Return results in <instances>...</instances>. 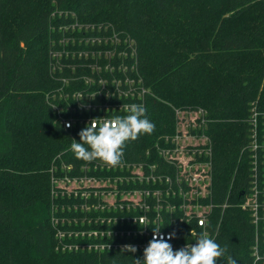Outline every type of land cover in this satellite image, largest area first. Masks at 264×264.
I'll use <instances>...</instances> for the list:
<instances>
[{
    "label": "trees",
    "instance_id": "obj_1",
    "mask_svg": "<svg viewBox=\"0 0 264 264\" xmlns=\"http://www.w3.org/2000/svg\"><path fill=\"white\" fill-rule=\"evenodd\" d=\"M79 33H117L133 44L108 57L105 45L88 47L102 56L84 61L79 46L59 43ZM63 48L69 55H53ZM110 75L142 79L155 125L126 144L116 167L75 157L70 145L86 126L66 128L62 118L79 117V110L58 106L62 90L77 106L71 96L85 89L82 77ZM200 109L205 128L193 133L208 139L189 149L211 161L212 192L200 201L213 204L215 241L227 247L217 264L228 256L255 264L256 229L241 204L250 187L253 115L264 117V0H0V264H143L140 253L58 252L53 218L87 215L70 191L79 190V175L107 179L124 162L158 163L172 174L158 146L176 133L177 110ZM66 178L78 183L61 184Z\"/></svg>",
    "mask_w": 264,
    "mask_h": 264
},
{
    "label": "built area",
    "instance_id": "obj_2",
    "mask_svg": "<svg viewBox=\"0 0 264 264\" xmlns=\"http://www.w3.org/2000/svg\"><path fill=\"white\" fill-rule=\"evenodd\" d=\"M59 43L61 46H79V59L84 57V61H87L89 55L102 56L101 51L92 50L90 53L88 47L92 49L105 45L103 49L105 57H108L114 56V51L122 44L132 45L133 40L123 39L117 33H79L62 38ZM62 53L69 55V50L63 48L54 51L53 55L61 56ZM106 68L110 72L114 69L113 66ZM122 68L123 65H120L119 69ZM126 69L127 67L123 68L124 71ZM64 83L69 82L65 80ZM79 85L85 89L79 87V91L71 96L77 106H71L69 94H60L61 98L69 101L68 110H79V117L72 115L69 120L68 117L62 118L65 126L71 123L72 127L77 122L79 126H87L93 118L98 121L111 119L115 117L109 115L111 112L125 116V107L131 104L145 107L144 96L147 90L142 79H131L128 75H110L107 79L82 77ZM254 115L249 162L250 187L244 193L245 202L241 207L251 211L252 223L255 225L256 243L253 255L256 264L264 257L259 253L261 242L264 244L260 236V233L264 234V139H259V113L255 112ZM194 130V127L187 131L177 130L174 136L166 137L170 145L158 146L160 156L168 165L174 166L172 174L158 171V163L145 166L144 163L126 165L124 162L120 165V172L107 179L98 180L92 175H79V190L70 191H74L82 200L79 210L87 215L79 221L53 218L56 250L63 253H132L122 250L124 245L131 244L137 248L135 253L143 254L153 238L154 228L160 229L165 239L169 234L175 233V237L168 240L174 250L188 243H195L197 237L204 232L215 240L218 230L214 232L210 218L213 204L205 205L200 201L209 197L212 192L211 161L202 160L203 151L197 153L196 150L189 149L195 147L196 141H205L208 137L204 133L197 136L193 133ZM86 168L88 167H84ZM71 182L77 184L78 180L66 178L60 183ZM163 183L166 184L165 187L161 186Z\"/></svg>",
    "mask_w": 264,
    "mask_h": 264
},
{
    "label": "clouds",
    "instance_id": "obj_3",
    "mask_svg": "<svg viewBox=\"0 0 264 264\" xmlns=\"http://www.w3.org/2000/svg\"><path fill=\"white\" fill-rule=\"evenodd\" d=\"M125 111V116L117 115L101 121L91 119L79 132L80 141L73 139L70 145L75 157L86 163L99 160L110 167L118 166L128 142L155 130V125L147 118L144 106L131 104L125 107ZM66 126L71 127V123ZM174 237L175 233H171L165 239L160 229L154 228L153 238L144 249L143 264H217V260L227 252L226 246L221 247L206 232L201 233L195 243H188L178 250H174L168 242ZM122 250L135 253L137 248L127 244ZM135 264H141V260L136 259ZM227 264H237V260L228 256Z\"/></svg>",
    "mask_w": 264,
    "mask_h": 264
},
{
    "label": "rangeland",
    "instance_id": "obj_4",
    "mask_svg": "<svg viewBox=\"0 0 264 264\" xmlns=\"http://www.w3.org/2000/svg\"><path fill=\"white\" fill-rule=\"evenodd\" d=\"M62 93H64V90H62ZM66 102H67V104L69 103V101L66 100V98H65V101L63 102V104L60 103V104H58V106L64 107L66 105ZM63 107H59L57 110L63 111ZM176 113H177V128L175 129L176 132H177V130H179V131L192 130L193 127L194 128H205V125H203L205 119L201 118L206 114L205 111H203V109L193 110V111L192 110H177ZM64 115H68V114H64ZM70 116H72V115H70ZM254 117L256 118L257 114H255ZM199 119H202V120L199 121ZM258 126L261 130V131H259V139H260V141H262L264 139V133H263L264 132V120H259ZM244 202H245V200L242 202V204ZM242 209L249 211V213L251 215V220H252L251 211L249 209L244 208V207H242ZM218 234L219 233H217V235ZM260 236L263 238L262 240H264V234L260 233ZM255 243H256V241H255Z\"/></svg>",
    "mask_w": 264,
    "mask_h": 264
}]
</instances>
